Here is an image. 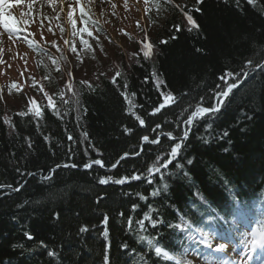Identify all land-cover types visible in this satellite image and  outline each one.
<instances>
[{
  "label": "trees",
  "instance_id": "1",
  "mask_svg": "<svg viewBox=\"0 0 264 264\" xmlns=\"http://www.w3.org/2000/svg\"><path fill=\"white\" fill-rule=\"evenodd\" d=\"M174 5L183 7L185 12L191 10L190 14L200 25L198 31L186 30L184 14ZM196 7L202 12H196ZM158 11L161 16L158 25L147 36L154 45V52H159L152 60L144 61L141 57L140 64H137L135 58H130L132 53L139 51V43L135 44L133 52L114 49V70H107L110 74L99 70L95 78L88 81L95 91H89L86 87L82 89L79 79L82 77L73 72V91L79 93L81 106L79 122L75 119V111H69L61 120L45 110L38 131L31 116L18 115L27 110L28 99L20 100L17 104L8 103L3 97L0 99V184H11L15 188L24 182L25 177L19 175L16 167L32 172L43 169L46 174L50 165L67 160L63 153L69 147H73L77 153L72 161L74 163L83 164L88 158H98L91 150L88 157L85 156L87 143L80 140L82 130L88 132L91 142L103 153L106 165L114 163L125 151H139L140 136L148 133L125 114L123 97L111 83V77L117 70L123 73L118 78V84L122 85L126 81L128 91L136 93L137 105H143L137 108V113L145 119L146 128L150 130L156 123L174 121L177 111L173 105L155 116L148 115L159 102V93L150 76L153 68L162 74L167 88L179 94L192 85L191 75H197L198 80L204 77L210 88L216 76L225 68H236L245 58H256V54L264 51V0L256 5H249L247 0H228L227 3L223 0H204L199 5L196 0H172V4L166 5L161 0ZM177 24L181 27L179 33L173 27ZM174 34L178 38L170 39ZM161 40L168 43L161 44ZM197 48L204 49L206 54L197 53ZM43 73L54 76L52 69L46 68ZM100 73L104 75L100 76ZM145 76L149 77L147 83L143 82ZM83 77L89 76L85 72ZM44 83L46 87L49 86L47 80ZM60 83H56L57 90L61 88ZM71 95L68 93L66 99ZM199 95H205V92H199L197 100ZM241 95L243 99H237L214 124L218 132L229 129V137L208 145L195 140V136L190 137L188 143L192 147L188 155L195 156V160L193 165H186V168L191 181L183 178L182 173L180 178L169 181L168 203L190 212L193 218L194 202L200 206L199 198L194 196L197 191L217 209L223 208L234 195L250 207L264 205V75L257 74L248 90ZM84 108L87 109L86 113L82 111ZM5 117L13 127L5 123ZM125 125L134 128L130 136L123 135ZM66 128L77 141L75 144L68 141ZM174 128V124H165L163 130L171 131ZM202 131L203 123L198 129V132ZM45 135L50 136V142L44 141ZM26 137L31 138V150L28 149ZM162 143L165 148L168 146L166 138L162 137ZM143 147L141 156H130L111 172L98 166L90 170L62 168L57 170L49 183L41 182L38 174L26 177L27 183L19 192L0 190V262L57 264L56 259L47 256L49 249L39 246V242L44 241L49 248L59 252V264H102L105 240L100 235L104 230L100 222L103 214L107 213L110 264H132L127 257L128 250L121 251V244L127 243L129 250L142 249L134 237L125 231L126 223L121 224L118 214L124 212L126 218L131 214V204L140 203V212L134 214L139 216L145 210V205L135 196L126 197L123 193L131 191L147 195L152 186L141 181L125 185H99L97 179L100 175L119 178L133 171L143 172L160 146ZM53 151L56 152L55 158L52 157ZM101 194L105 198L97 204L96 198ZM25 200L27 204H24ZM154 202L157 206L163 203L160 198L154 200L150 197L148 203ZM21 204L23 207L18 208L17 205ZM56 212L60 213L59 222L52 218ZM162 215L166 221L176 219L171 208L163 209ZM83 225H87L89 231L79 234L78 229ZM25 230L30 231L32 240L24 236ZM158 230L165 233L162 240L165 247L172 248L174 241L179 242V238L169 229L161 227ZM149 231L155 234L156 230ZM14 244L23 247L13 249ZM149 264L163 262L149 257Z\"/></svg>",
  "mask_w": 264,
  "mask_h": 264
},
{
  "label": "snow or ice",
  "instance_id": "2",
  "mask_svg": "<svg viewBox=\"0 0 264 264\" xmlns=\"http://www.w3.org/2000/svg\"><path fill=\"white\" fill-rule=\"evenodd\" d=\"M147 3V0H145ZM197 5L202 4L204 0H196ZM227 3L228 0H223ZM238 2V0H237ZM260 0H247L249 5H256ZM48 6L53 8L56 15L55 17H42L41 28H43V20H49L48 31L55 35L54 29L51 27V19H56L58 22L61 19V14L65 16V22L70 26L68 38H64L65 28L61 25L60 33L64 42V48L71 53L76 54V58L82 62V54L94 53L90 39L97 43L98 47L100 36L99 33L103 32L102 27L98 20L93 18L90 5L93 0H59V8L56 10L54 7L55 0H47ZM103 3V0H101ZM163 4H172V0H162ZM34 4L35 0H0V45L3 44V37H7L13 44L17 40H22L27 43L30 48L36 49L38 54L46 56L54 66L57 72L61 71L60 61L66 59L64 50L56 42L52 41L51 46L55 48L56 52L60 53L57 57L53 55L48 49L42 47L34 39L29 37L34 36V33L28 32V27L34 22ZM23 5L25 10L19 11L14 14L12 9ZM65 5L67 8L65 9ZM153 7L156 9L161 8V0H153ZM183 12L187 21L185 28L191 32L194 29L199 30L200 25L196 22L190 11L185 12L183 7L174 5ZM196 12H202L199 7L195 8ZM78 12V15H77ZM38 14V13H37ZM139 27V22H137ZM175 32L179 33L181 27L179 24L173 26ZM93 29L95 31H93ZM21 33L26 35L21 36ZM127 35V33H124ZM109 40L110 37H106ZM177 35H172L170 39H177ZM43 40V33L41 34ZM140 47L139 51L132 53L130 58H135L136 63L140 64V58L144 61L152 60L154 55L159 52H154V45L150 42L145 33L144 38L138 42ZM161 44H166L168 41L161 40ZM2 51V49H0ZM197 53L201 55L206 54L202 48L196 49ZM0 63H3L0 60ZM143 66L142 64L140 65ZM47 68V65H45ZM257 74L264 75V51L256 54V58L249 56L241 61V63L233 69L225 68L224 71L216 76L215 82L212 87L207 86V81L204 77L191 75L192 85L179 94H175L172 90L167 88V84L162 80V74H158L155 68L152 69L150 76L154 88L159 93V102L148 113L149 116H155L157 113L162 112L166 108L176 106L175 120L165 121L164 123H156L150 130L146 128L145 119L137 113V108H142L143 105H137L136 93L129 92V85L125 81L122 85L118 84V78L123 76L120 70H117L111 77V83L117 87L119 95L123 97V102L126 105L125 114L132 117L138 122L141 129H145L148 134L140 136V150L139 151H125L114 163L106 165L103 153L97 148L89 139L87 131L80 132V140L87 143V148L84 149V154L88 157L89 150L94 151L98 158H88L83 164L72 162L73 158L77 155L73 147H69L63 153L67 160H61L59 163H54L49 166L47 173L43 169H38L37 172L26 171L21 167H16V171L21 177H25L23 183H19L18 187L13 188L11 184H0V190L7 189L8 193L19 192L21 188L27 183L26 177L37 176L39 174L40 181L49 183L53 180L54 175L59 169H77L90 170L94 166L100 169H107L111 172L117 169L121 161L126 160L130 156L139 157L144 152V145H158L160 148L156 151L154 159L147 162V166L143 172L133 171L130 175H120L116 178L113 175H100L97 179L99 185H125L131 184L133 181H141L146 185H150L151 190L147 195L142 192H125L126 197L135 196L139 201L144 202L145 210L139 216L134 214L140 212L141 204L132 203L130 213L126 218L124 212L118 214V219L121 224L126 223L125 231L132 235L138 245L141 246V251L136 248L129 250L127 243L121 244V251H127V257L131 260L132 264H149V257H154L163 264H196L197 260L202 264H264V205L253 208L248 206L245 202L239 200L238 196H233L226 202L223 208H213L199 191L194 193V196L199 198L200 206H196L195 202V218L190 212L183 211L173 204L168 203V194L170 189V180H175L182 177L191 181V175L186 168L194 163L195 156H189L188 152L192 145L189 144V139L195 136V140L204 145H208L215 140H224L229 137L230 130L225 128L221 131H216L214 128L215 122L223 117L229 107L236 102L237 99H243L242 93H245L249 85L256 78ZM23 75V73H21ZM104 73H100L103 76ZM69 79L63 88L53 90L51 93L45 90L44 84L38 82L35 78H31V87L37 93L41 94V99L38 101L35 97L28 98V106L26 111L18 113L20 117L31 116L36 122L37 130L41 127V121L44 117L45 110L63 120L69 114V111H75L77 115L75 119L77 122L81 120V106L79 105V93L73 91L72 73H68ZM44 80H50L51 77L46 73L43 77ZM99 79V77H97ZM149 77L145 76L144 83L148 82ZM83 88L89 91H95L93 85L88 81H80ZM16 88L15 82L9 88V95L12 89ZM205 92V95L197 94ZM72 95L66 99V95ZM2 91H0V99H2ZM70 104L72 107L70 108ZM208 104L209 106H205ZM84 113L87 109H82ZM250 119V117H247ZM5 123L9 127H13L11 121L5 117ZM203 123V131L198 132V129ZM165 124H174L175 128L171 131H164ZM79 126V125H78ZM178 130V132H177ZM67 132V139L72 144L77 141L74 139L72 133L65 129ZM134 131L133 127L125 125L123 127V135L130 136ZM176 133V134H174ZM155 134V135H152ZM162 137L166 138L168 146L165 148L162 143ZM44 141L50 142V136H43ZM28 149H32L31 138L26 137ZM230 142V141H229ZM228 151V149H225ZM52 157H56V152H52ZM173 166V167H170ZM160 198L163 203L159 206L154 203H148L149 198ZM105 197L103 194L97 196L96 203L99 204ZM28 201L25 200L24 204ZM18 208L23 205H17ZM201 207L205 210L201 211ZM171 208L176 219L173 221H166L162 215V210ZM79 216V213H76ZM254 217V218H253ZM53 221H60V213L53 214ZM16 219V217H13ZM109 216L107 213L103 214V219L100 222L103 227V232L100 234L105 240V247L103 253L102 264H110L109 249L110 241L108 240ZM247 225H250L247 226ZM93 227H96L95 225ZM167 228L179 238V242H173L174 247L167 248L162 243L165 238V233L159 231V228ZM149 229L156 230L155 234ZM89 231L87 225L79 227L78 233H86ZM24 236L32 240L33 236L30 231L25 230ZM23 247V245H12L13 249L16 247ZM39 246L49 249L47 256L57 260L59 264V252L49 248L44 241L39 242ZM6 264V262H0Z\"/></svg>",
  "mask_w": 264,
  "mask_h": 264
},
{
  "label": "rangeland",
  "instance_id": "3",
  "mask_svg": "<svg viewBox=\"0 0 264 264\" xmlns=\"http://www.w3.org/2000/svg\"><path fill=\"white\" fill-rule=\"evenodd\" d=\"M54 7L58 10L59 0H55ZM90 7L93 18L99 21L103 29V32L98 34L100 36L99 44L103 50L97 46L94 40L90 39L95 51L94 53L82 54L81 62L76 58V54L64 48L58 23L65 28L64 38H68L70 26L66 24L65 16L61 14L59 22L56 19H51L50 24L55 31V35H53L48 31V19L43 20V28H41V18L44 16L55 17V11L48 6L47 0H35L34 22L27 29L28 32L35 35L29 38L37 41L57 57L60 56V53L56 52L55 48L51 46V42L56 41L61 46L66 59L60 61V72L55 70L46 56L38 54L37 50L30 48L27 43L17 40L13 44L6 36L3 37V44L0 45V49H2L0 60L3 61V63H0V91H2V97L8 103L17 104L20 100L24 101L31 97H35L38 101L41 99V95L31 87V78L43 83L45 90L51 93L53 90H57L56 83L61 82V88L64 87L66 78H69V72L73 74L75 71L78 76L82 77L79 78L81 81H89L90 78H95V74L99 70L104 71L105 74H110L108 71L114 70V49L122 50V52H133L135 44H138V41L144 38L145 33L148 36L149 32L157 27L161 18L158 9L153 7V0H147V3L145 0H103V3H101V0H93ZM21 10L26 11L27 9L23 5L12 9L14 14H18ZM137 22H139V27ZM93 31L95 30L93 29ZM42 33L43 40L41 39ZM124 33H127V35ZM24 35L26 33H21V36ZM106 37L111 39L109 40ZM45 65L48 69L54 71V76L47 80L48 87L45 86V80L43 79ZM104 65H106V70L103 67ZM85 72L89 76L88 78L83 77ZM62 78L65 79L62 80ZM14 82L16 88H13L11 95H9V88Z\"/></svg>",
  "mask_w": 264,
  "mask_h": 264
}]
</instances>
